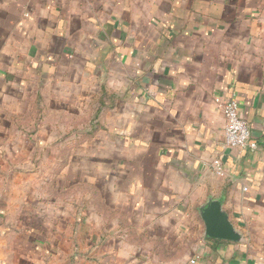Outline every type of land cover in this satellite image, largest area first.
Segmentation results:
<instances>
[{
    "label": "crops",
    "instance_id": "0c3cea01",
    "mask_svg": "<svg viewBox=\"0 0 264 264\" xmlns=\"http://www.w3.org/2000/svg\"><path fill=\"white\" fill-rule=\"evenodd\" d=\"M212 199L241 241L205 235ZM0 225L47 264H264V0H0Z\"/></svg>",
    "mask_w": 264,
    "mask_h": 264
},
{
    "label": "rangeland",
    "instance_id": "374dc122",
    "mask_svg": "<svg viewBox=\"0 0 264 264\" xmlns=\"http://www.w3.org/2000/svg\"><path fill=\"white\" fill-rule=\"evenodd\" d=\"M37 62H38L37 59L34 60L32 59L31 61L28 59H20L18 61L16 60L15 69L12 70H17V71H15L14 73H11L12 71H10L9 74V75L13 74L16 77L15 81L17 83H14L15 90H9L5 93L4 99H16V100L27 101L28 102L27 106L22 105L21 107H17L19 109V112L21 113L26 112L27 114L28 113L31 114L30 112L32 110L33 111L36 110L37 105L35 108L34 105L38 104L39 102L38 100L41 99V97L38 95L40 86L35 85V84L40 85L41 82L39 81L38 83H36L39 77L37 76V78H34L32 71H30V70H37L36 69ZM7 66H8V62L6 61L5 64L1 67L7 70L8 69ZM50 79H51L50 76L47 75L43 78L46 84H50ZM24 80H27L28 83L29 82L34 83L33 86L29 88V90L25 89L23 85ZM29 105H31V107ZM6 108L7 107L5 106L4 109ZM49 111L50 110L47 111L49 115L53 114V112L50 113ZM91 114L93 115V109ZM52 119L54 120L55 116H53ZM51 124L53 125V127H56L57 125V123H55V120ZM59 141H61L59 138L49 139V143H52V145H58ZM63 141L65 142V140ZM6 231L8 230L4 228L2 225H0V264H47V262H49L48 260L51 259L49 257L52 256L51 254L52 252L49 253L44 252L42 254V252H40L39 250L36 251L37 249L36 247H35L36 249L35 248L32 249L30 242L25 243L24 242L25 238L21 233L20 236H18V234H15L13 232L11 234H8ZM74 253H77V251H75ZM57 262L59 261L56 260L51 262L50 264H56ZM79 262H80L79 260L77 261L72 260L69 261V264H80ZM81 264H92V262L89 263L87 259H83Z\"/></svg>",
    "mask_w": 264,
    "mask_h": 264
},
{
    "label": "built area",
    "instance_id": "2783aa9c",
    "mask_svg": "<svg viewBox=\"0 0 264 264\" xmlns=\"http://www.w3.org/2000/svg\"><path fill=\"white\" fill-rule=\"evenodd\" d=\"M215 103L224 114V146L239 149H255L257 144L251 140L250 131L245 120L239 115L238 104L234 99L226 101L215 98ZM211 166L217 174H222V166L219 159H214Z\"/></svg>",
    "mask_w": 264,
    "mask_h": 264
},
{
    "label": "water",
    "instance_id": "95a60500",
    "mask_svg": "<svg viewBox=\"0 0 264 264\" xmlns=\"http://www.w3.org/2000/svg\"><path fill=\"white\" fill-rule=\"evenodd\" d=\"M200 216L207 237L230 242H239L242 240L241 233L229 221L228 215L222 209L219 200H209L201 208Z\"/></svg>",
    "mask_w": 264,
    "mask_h": 264
}]
</instances>
